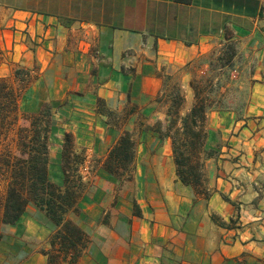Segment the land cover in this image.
Listing matches in <instances>:
<instances>
[{
    "label": "crops",
    "instance_id": "crops-1",
    "mask_svg": "<svg viewBox=\"0 0 264 264\" xmlns=\"http://www.w3.org/2000/svg\"><path fill=\"white\" fill-rule=\"evenodd\" d=\"M228 33L234 67L215 82L247 100L221 107L220 97L207 114L206 148L216 153L205 161L206 197L180 181L172 133L156 125L168 128L179 93L167 80L194 98L195 64L219 58ZM0 78L22 91L21 113L56 107L60 126L77 133L84 180H95L67 216L90 243L60 264H264V0H0ZM194 105L179 109V122ZM125 131L138 145L132 178L117 187L103 164ZM91 161L100 174H88ZM59 229L30 204L2 227L0 264H48Z\"/></svg>",
    "mask_w": 264,
    "mask_h": 264
},
{
    "label": "trees",
    "instance_id": "trees-1",
    "mask_svg": "<svg viewBox=\"0 0 264 264\" xmlns=\"http://www.w3.org/2000/svg\"><path fill=\"white\" fill-rule=\"evenodd\" d=\"M233 48L232 46L224 48L216 63L211 64L212 70L233 69L232 60L235 55ZM16 74L21 79L24 89L27 85L25 74L22 71H17ZM202 79L208 81L207 77ZM214 82L215 80H211V85L219 88V82ZM192 88L197 103L191 112L179 122L180 108L176 98L168 128L162 129L163 125L158 123L156 131L162 137L172 133L174 159L180 181L192 185L199 195L207 197L205 161L213 157L216 151L206 148L208 134L205 131V124L207 114L216 101L210 100V95H204L203 90L195 85V81H192ZM21 92L8 80L0 78V181L5 180L7 183L4 193H0V241L3 238L2 227L15 225L25 214L28 206L34 204L45 211L50 220L60 227L52 237V251L48 254V264H60L62 257L67 256L75 263L90 243L89 235L67 218L70 213L80 212L79 204L85 193L84 178L79 170L82 158L75 150L71 135L67 134L62 150L63 185H57L51 180L49 141L53 116L49 104H45L40 112L23 117L28 125L20 126L16 130L18 154L4 143L13 128L17 127ZM98 107L102 115L109 117L110 123L113 124L118 119L106 110L103 100H98ZM137 145L138 142L132 133L123 132L110 150L103 169L119 182L130 180Z\"/></svg>",
    "mask_w": 264,
    "mask_h": 264
},
{
    "label": "rangeland",
    "instance_id": "rangeland-1",
    "mask_svg": "<svg viewBox=\"0 0 264 264\" xmlns=\"http://www.w3.org/2000/svg\"><path fill=\"white\" fill-rule=\"evenodd\" d=\"M157 25L159 26V22H157ZM235 42L232 40V34L228 33V35L226 36V42L223 46V50L224 48H226V46L230 47H234L233 49L235 50L236 53V46H235ZM94 52L95 57L99 56V54H97V50L92 51ZM217 54L218 52L215 51L214 54L212 56H210L209 61L207 60H203V64H201L199 61L198 63L195 64L194 68H195V73H194V78L193 81H195V85L198 86V88L203 90V94L204 95H210L211 98L210 100H218L220 97V99L218 100L219 103L217 104L218 106L221 107H227V106H242V104L244 102H246L247 100V94L244 92H240L239 88H231L230 91H225L224 93H220V87H214L213 84L211 85L210 81L211 80H215L218 77H221L223 80V83H226L228 81V77H230V69L226 68V70H212V66L211 64H215L217 61ZM236 55V54H235ZM206 62H210L209 64V70L205 71L204 69V64ZM94 70L98 71V68H94ZM21 71V70H18ZM168 72H171V70L169 69ZM169 76L168 74L166 75V77ZM203 77H207V80H203ZM3 79V78H2ZM168 81V85L169 86H173V88H178V86L176 87V85L179 84V93L177 94V99H178V106L179 108H182L183 110L188 108L189 105L193 102L194 104L197 103V98L196 96L194 98H192L193 94H191L190 99L188 98V95L190 94L188 91H186L187 89L184 86V83H182V81L180 83H176L174 81L171 80H167ZM175 83V85H174ZM216 83V82H214ZM194 90V89H193ZM214 98V99H213ZM216 103H215V107H217ZM51 106V110H52V116H53V123H52V128H51V132H50V162H49V174H50V178L51 180H53L54 183H56L57 185H63V183H60V178H62L63 176V160H62V150L64 147V139L66 137L67 134L71 135V140L75 146V150L78 149V145H77V133H74L73 131H67L65 128L60 126V120H58L56 118V116H54V111L56 109L55 106ZM107 110V108H106ZM54 114V115H53ZM32 115L31 113H25V112H20L18 113V117H19V121L17 123V127H14L13 130L10 132L6 142H4L6 145H9L12 147V149L15 151L16 154H18L17 152V144H16V130L18 127L20 126H26L28 125V123L26 121H24L23 117L25 116H29ZM60 117V116H59ZM77 152L81 155L82 158V163L79 166V170H80V174L82 175V169L85 166V155L82 152H79L77 150ZM100 162L96 161H91L89 164H87V171L89 172L88 174H100ZM83 167V168H82ZM204 171L206 173V166L204 167ZM99 172V173H98ZM207 174V173H206ZM84 178V177H83ZM56 180H59L58 182H56ZM83 182L85 183V193L84 196L90 192V190L92 189L95 180H93L92 182L88 179H83ZM104 183V180L103 182ZM101 183V184H102ZM7 183L5 180H1L0 181V193H4L5 191V187H6ZM122 184L120 182H118L117 187H121ZM116 187V188H117ZM83 196V198H84ZM82 198V199H83ZM82 201V200H81ZM108 218L107 216H104V220Z\"/></svg>",
    "mask_w": 264,
    "mask_h": 264
}]
</instances>
